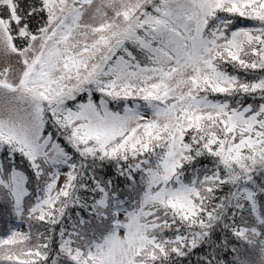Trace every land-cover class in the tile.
<instances>
[{
  "label": "snow or ice",
  "instance_id": "1",
  "mask_svg": "<svg viewBox=\"0 0 264 264\" xmlns=\"http://www.w3.org/2000/svg\"><path fill=\"white\" fill-rule=\"evenodd\" d=\"M251 251L264 0H0V264Z\"/></svg>",
  "mask_w": 264,
  "mask_h": 264
},
{
  "label": "trees",
  "instance_id": "2",
  "mask_svg": "<svg viewBox=\"0 0 264 264\" xmlns=\"http://www.w3.org/2000/svg\"><path fill=\"white\" fill-rule=\"evenodd\" d=\"M245 255L249 258L251 261V264H259L258 256L259 253L256 251L246 252Z\"/></svg>",
  "mask_w": 264,
  "mask_h": 264
},
{
  "label": "rangeland",
  "instance_id": "3",
  "mask_svg": "<svg viewBox=\"0 0 264 264\" xmlns=\"http://www.w3.org/2000/svg\"><path fill=\"white\" fill-rule=\"evenodd\" d=\"M20 230L23 231V228H21Z\"/></svg>",
  "mask_w": 264,
  "mask_h": 264
}]
</instances>
